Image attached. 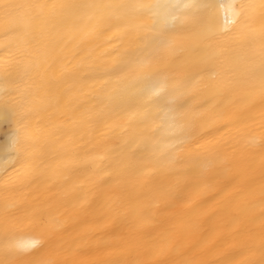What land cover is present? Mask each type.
Listing matches in <instances>:
<instances>
[{"label":"bare ground","instance_id":"1","mask_svg":"<svg viewBox=\"0 0 264 264\" xmlns=\"http://www.w3.org/2000/svg\"><path fill=\"white\" fill-rule=\"evenodd\" d=\"M155 2L0 0V264H264V0Z\"/></svg>","mask_w":264,"mask_h":264},{"label":"snow or ice","instance_id":"2","mask_svg":"<svg viewBox=\"0 0 264 264\" xmlns=\"http://www.w3.org/2000/svg\"><path fill=\"white\" fill-rule=\"evenodd\" d=\"M228 8L231 9L233 22L234 23H240L243 21L244 17V9L246 7H249V5L241 4L239 5V9L237 8V5L235 4L234 0H228V3L226 5ZM12 5H4V8H11ZM69 13H71L73 10L81 7L80 5H67L65 6ZM97 7L102 9H111L112 5H98ZM141 9H145L148 12H151L152 14H156L160 10H164L165 12L171 14L172 19L175 21H183L187 18L188 15H190L193 10H212L216 5L214 4L213 0H202V2H196V3H190V4H181L179 3V0L175 3H168L167 0H164V2H160V0H157V2L153 4H147V5H139L138 6ZM246 23V22H245ZM261 38L264 39V25L261 26L260 30ZM34 41L32 39H29L25 37L22 39L18 45V49L21 52L23 56L26 57H32L35 55L37 57V61H34V65L38 66L39 59L42 58L45 54L41 53L40 51L36 50L33 51L32 45ZM260 87L264 89V71H262V75L260 77ZM152 96L155 97V100L153 102L159 103V102H167V96L168 92L164 90L163 88H157L152 92ZM16 117V111L14 108L10 106L9 102H4L2 107H0V122H11ZM18 127L15 131L11 132L8 136L7 140L3 145H0V150L11 153L17 150L18 145L20 144V132H19V125L23 124V119L17 120ZM7 126V125H6ZM6 243L10 242L9 237L6 236L5 238ZM35 240H21L18 241L15 245L16 248L20 250H28L30 248H34L36 246Z\"/></svg>","mask_w":264,"mask_h":264}]
</instances>
